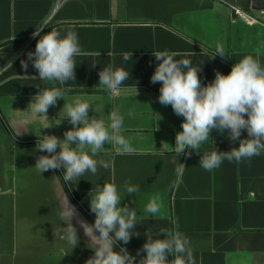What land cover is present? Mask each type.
Listing matches in <instances>:
<instances>
[{
  "label": "crops",
  "instance_id": "0c3cea01",
  "mask_svg": "<svg viewBox=\"0 0 264 264\" xmlns=\"http://www.w3.org/2000/svg\"><path fill=\"white\" fill-rule=\"evenodd\" d=\"M234 1L0 0V113L15 135L63 139L72 126L66 119L55 123L64 104L76 98L89 103L90 115L106 123L113 110L123 116L121 134L134 151L120 154L105 144L97 158L110 167L98 168L96 175L87 173L71 185L88 209L92 188L114 181L122 191L126 180L139 186L138 193L121 201V206L136 210L141 223L135 226L140 235L125 245L134 256L146 242V230L167 228L188 238L195 264H264V154L241 163L225 160L211 172L199 165L195 152L190 158L181 155L178 162L186 168L178 176L172 146L183 117L159 103L161 85L151 83L155 51L187 54L192 66L201 69L205 85L216 71L228 74L245 55L264 66V17L232 18ZM41 25L62 35L76 32L82 49L75 57V81L55 85L67 92L65 100L48 109V119L34 116L28 105L38 88L53 85L33 78L38 72L30 62L26 71L20 63L35 50L39 37L32 33ZM217 43L229 57L212 58ZM131 52L132 59L125 61L123 54ZM109 64L130 73L116 96L96 86L99 71ZM49 124L53 126L43 128ZM211 135L203 150L213 144L219 151L239 146L216 130ZM246 137L242 132L241 138ZM35 146L14 142L0 123V264H86L93 253L78 224L80 242L73 249L54 235L61 226V185L79 218L92 222L70 198L62 179L57 180V170L42 175L36 171V157L47 153ZM152 198L161 205L155 219L143 214Z\"/></svg>",
  "mask_w": 264,
  "mask_h": 264
},
{
  "label": "clouds",
  "instance_id": "9594fccd",
  "mask_svg": "<svg viewBox=\"0 0 264 264\" xmlns=\"http://www.w3.org/2000/svg\"><path fill=\"white\" fill-rule=\"evenodd\" d=\"M46 28L47 25L35 27L32 36L39 37L35 50L29 51L27 59H21L20 63L26 71L30 62L38 72V76L32 77L53 85L51 88H38L28 105L34 116L48 119V109L56 106L59 99L65 100L67 92L55 85L57 82L64 85L67 81H75V57L82 55V49L76 32L68 31L62 35L57 30L45 31ZM152 55L157 64L151 83L161 85L158 101L163 106L170 105L174 114L183 117L182 130L176 133L172 146L178 176L186 168L178 162L181 155L190 158L195 152L200 156L199 165L211 172L225 160L241 163L264 154V66L259 59L245 55L232 65L228 74L216 71L215 78L205 85L199 77L201 69L192 66L191 60L186 58L187 54L165 50L152 52ZM215 55L222 59L229 57L220 43H217L212 58ZM132 57V52L123 54L125 61ZM98 75L96 86L116 96L120 94L124 82L129 80L130 73L109 64ZM90 108V104L80 98L64 104L60 120L55 124L59 125L66 119L72 127L64 132L63 139L55 135H42L37 139L35 150L47 153L36 157L34 167L38 173L42 175L46 171L62 170L64 184L76 183L87 173L96 175L98 168L110 167L109 162L97 158L105 149V144L115 147L120 154L134 151L121 134L124 118L118 111L113 110L106 123L90 115ZM213 130L226 134L232 142L238 141L239 146L232 147L230 151H219L213 144L203 150L202 146L212 137ZM245 131L247 137L241 138ZM56 177L61 180V177ZM139 191L138 185L127 180L122 191L114 181L92 188L89 208L95 219L89 224L79 218L76 207L67 199L61 185V226L54 230L55 237L64 240L71 249L75 248L80 242L78 224L87 238L86 246L93 253L86 264H195L188 238L167 228L146 230L147 239L142 248L135 256L129 253L125 245L134 235H140L135 226L141 223L136 210L128 205L121 206V201L125 195L132 196ZM160 211L158 198H152L143 208L146 218H158Z\"/></svg>",
  "mask_w": 264,
  "mask_h": 264
},
{
  "label": "trees",
  "instance_id": "16d2710c",
  "mask_svg": "<svg viewBox=\"0 0 264 264\" xmlns=\"http://www.w3.org/2000/svg\"><path fill=\"white\" fill-rule=\"evenodd\" d=\"M0 123L3 126V128L5 129V131L7 132L8 136L16 143H21V144H36L37 143V139H24L21 137H18L17 135L14 134L13 130L11 129V127L9 126V124L7 123V121L5 120V118L2 116V114L0 113ZM62 181H63V176H62V170H57ZM64 184V182H63ZM65 189L67 191V193L69 194L70 198L73 200V202L87 215V217L91 220V222H94L95 216L94 214H92L90 212V209H88L83 203L82 201L79 199V196L77 195V193L74 191L71 183L70 184H64ZM119 249V245L116 246ZM130 254H132L131 252H129ZM133 255V254H132ZM134 256V255H133Z\"/></svg>",
  "mask_w": 264,
  "mask_h": 264
},
{
  "label": "water",
  "instance_id": "95a60500",
  "mask_svg": "<svg viewBox=\"0 0 264 264\" xmlns=\"http://www.w3.org/2000/svg\"><path fill=\"white\" fill-rule=\"evenodd\" d=\"M239 11L248 20H252L251 15L264 17V0H235L231 7V17L239 16Z\"/></svg>",
  "mask_w": 264,
  "mask_h": 264
},
{
  "label": "built area",
  "instance_id": "2783aa9c",
  "mask_svg": "<svg viewBox=\"0 0 264 264\" xmlns=\"http://www.w3.org/2000/svg\"><path fill=\"white\" fill-rule=\"evenodd\" d=\"M237 12H238L239 16H243L239 11H237Z\"/></svg>",
  "mask_w": 264,
  "mask_h": 264
}]
</instances>
